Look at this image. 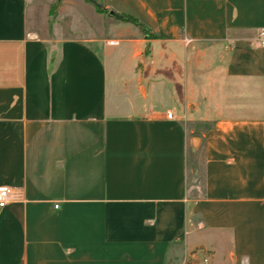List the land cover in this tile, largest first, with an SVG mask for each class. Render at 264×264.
Segmentation results:
<instances>
[{"label": "crops", "instance_id": "obj_1", "mask_svg": "<svg viewBox=\"0 0 264 264\" xmlns=\"http://www.w3.org/2000/svg\"><path fill=\"white\" fill-rule=\"evenodd\" d=\"M97 1L159 39L47 38L0 0V264H264V0Z\"/></svg>", "mask_w": 264, "mask_h": 264}, {"label": "rangeland", "instance_id": "obj_2", "mask_svg": "<svg viewBox=\"0 0 264 264\" xmlns=\"http://www.w3.org/2000/svg\"><path fill=\"white\" fill-rule=\"evenodd\" d=\"M28 5V24L41 29L47 38L83 37L86 34L92 37H116L113 29L107 26V15L98 13L83 0H28ZM217 65L218 62L213 66L216 75L220 73ZM197 73L202 77L204 70H197ZM213 118L214 114L209 108L203 126L209 125ZM188 125L191 127V124ZM200 172L201 158L198 151L187 165V189L190 195L196 194V189L201 186Z\"/></svg>", "mask_w": 264, "mask_h": 264}, {"label": "trees", "instance_id": "obj_3", "mask_svg": "<svg viewBox=\"0 0 264 264\" xmlns=\"http://www.w3.org/2000/svg\"><path fill=\"white\" fill-rule=\"evenodd\" d=\"M96 2L98 4H100V6H101L100 9H97L94 7L96 9V11L98 13L106 14L108 16L110 11L104 9L103 5L99 1L96 0ZM110 17L137 27L139 29V31L141 32V34L143 35L144 39H146V40L159 39V37L157 35L153 34L148 28H146L142 23H140L137 19H135L132 16L112 13ZM210 127H211L210 125H204L205 130H209Z\"/></svg>", "mask_w": 264, "mask_h": 264}, {"label": "built area", "instance_id": "obj_4", "mask_svg": "<svg viewBox=\"0 0 264 264\" xmlns=\"http://www.w3.org/2000/svg\"><path fill=\"white\" fill-rule=\"evenodd\" d=\"M262 35V33H260ZM108 45H116L117 41L109 40L107 41ZM260 44H263V41H260ZM164 119L166 120H173L174 115L172 112L168 111L164 115ZM21 200V192L19 189L10 188L8 186H0V208H3L9 202H15ZM57 206L54 205V208ZM206 262V259H203V263Z\"/></svg>", "mask_w": 264, "mask_h": 264}, {"label": "water", "instance_id": "obj_5", "mask_svg": "<svg viewBox=\"0 0 264 264\" xmlns=\"http://www.w3.org/2000/svg\"><path fill=\"white\" fill-rule=\"evenodd\" d=\"M85 2L89 3L90 5H92L93 7L97 8V9H100V4H98L95 0H84ZM111 12H109V16H111ZM198 142V138L196 137H192L190 139V147L191 149H194L196 144Z\"/></svg>", "mask_w": 264, "mask_h": 264}]
</instances>
